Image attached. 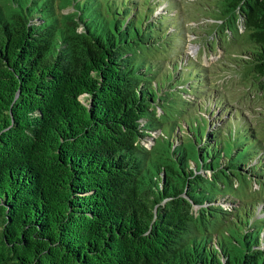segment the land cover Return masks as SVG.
Instances as JSON below:
<instances>
[{"label":"trees","instance_id":"1","mask_svg":"<svg viewBox=\"0 0 264 264\" xmlns=\"http://www.w3.org/2000/svg\"><path fill=\"white\" fill-rule=\"evenodd\" d=\"M159 1L0 0V264H264V135ZM194 6L264 95V0Z\"/></svg>","mask_w":264,"mask_h":264},{"label":"rangeland","instance_id":"2","mask_svg":"<svg viewBox=\"0 0 264 264\" xmlns=\"http://www.w3.org/2000/svg\"><path fill=\"white\" fill-rule=\"evenodd\" d=\"M196 1L197 0H178V11L180 12L179 18L181 21H184L186 24L197 26L194 33H187L185 53L205 65H210L211 69L215 71V75H213L215 84H220L219 88L221 92L225 95L227 102L231 104V107L227 111V115L238 108L241 110V116H245L247 121L250 120V125L257 127L260 134L264 135V95H260L261 92L257 91L256 88H253L254 85L251 88H247L243 85V79L240 77L242 68L237 67L232 69L231 66H229L232 65L231 62L233 60L224 58L225 50L220 42V38H215L214 35L207 32L209 28L205 23L213 22L214 19L207 16L204 17L205 15L197 9V13L202 17L197 18L195 21L191 20V18L195 17L194 14L196 7L194 4ZM167 4L168 0H160L158 2L157 11H161ZM176 11V7L170 9L171 14H175ZM198 19L199 21H197ZM198 24H201L202 26H198ZM207 42H214L215 46L212 48ZM235 49L236 47L233 48L234 51ZM222 63L225 64L223 65ZM82 99L85 101L87 100L84 97H82ZM213 103L214 100L212 98L210 100V105L212 106H210V113L211 115L213 114L211 118L217 116V114L214 113L215 110L213 109ZM216 107L219 109L218 106ZM192 109L194 112L197 111L200 113L203 111L201 113L206 114L204 109H199L196 105ZM220 123L221 121L217 119L216 123H213L212 125L209 124V127L218 126ZM256 188H258L257 183L252 181L249 186V192H251L250 196L252 197L248 198L253 201V205H250L249 209H247V207L244 208L245 212L254 213L253 217L254 215L257 217L264 215V203L262 201L259 202L262 197L258 196V198L255 199L257 197V193L262 196L264 195V189L256 190ZM247 194L249 195V193ZM235 200L237 201L236 206L240 207L244 203L248 206L249 199H246V202L241 199L239 200L238 198H235Z\"/></svg>","mask_w":264,"mask_h":264}]
</instances>
